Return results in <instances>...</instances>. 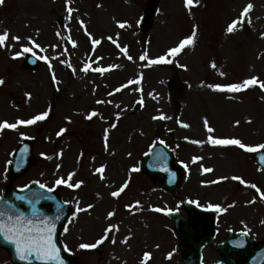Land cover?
Returning a JSON list of instances; mask_svg holds the SVG:
<instances>
[{
  "label": "rangeland",
  "instance_id": "obj_1",
  "mask_svg": "<svg viewBox=\"0 0 264 264\" xmlns=\"http://www.w3.org/2000/svg\"><path fill=\"white\" fill-rule=\"evenodd\" d=\"M247 3L254 5L252 11L244 23L227 34V25L239 18ZM70 6L75 9L71 19L65 11V0H4L0 5V33L8 30L10 35L21 37L19 43L9 39L10 49L0 48V79L4 80L0 85V121L11 123L50 110L44 121L0 132V197L8 187L21 188L36 182L54 188L64 202L72 204L67 231L64 228L61 241L78 264H140L144 252L151 253L148 264L180 263L182 256L176 251L179 240L173 235L172 220L163 212L150 211V206L178 211L187 217L182 207L190 201L209 212L212 211L207 208L209 204L219 205L226 211L215 212L216 243L224 241L228 232L245 231L256 242L262 241L264 201L255 189L231 179L208 183L237 175L256 184L264 193V170L252 159L254 152L235 146L211 147L206 142L198 146L188 140L206 141L209 135L203 127L206 118L214 129L211 133L214 137L238 138L250 146L264 143V93L258 88L238 94L214 93L200 86L201 82H239L252 75L264 81V38H261L264 0H199L191 9L184 7V0H71ZM77 18L84 22L94 39L101 40L95 50ZM117 21H126L127 26L118 28ZM194 26L195 45L185 48L172 64L147 66V61L139 60L145 52L149 59L163 54L190 35ZM109 36L127 48L133 57L131 61L107 39ZM29 37L40 46L33 49L35 55L50 58L58 85H53L52 72L42 59L39 67L30 71L25 69L24 62L28 53L12 58L22 45L30 47ZM69 37L77 47L68 43ZM54 56L58 59H51ZM60 60L71 63L72 68ZM85 63L92 68L118 67L100 75L80 71ZM212 63L216 64L215 69L210 67ZM220 72L225 75L220 76ZM138 76L142 77L140 85H129L108 95ZM137 87L142 91H135ZM25 93H30L31 99ZM141 96L143 106L137 103ZM97 100L111 103L97 104ZM91 111L99 115L85 119ZM160 112L172 119L152 120ZM176 118L190 127L181 128ZM249 120L251 123L246 122ZM112 123L117 127L111 128ZM61 128L66 131L57 137ZM106 128L109 129L107 152L103 141ZM25 139L32 141V166L11 180L9 169L13 164L17 167L14 157ZM153 144L170 154L182 171V186L175 193L163 190V180L152 178L140 169ZM57 153H62L59 159ZM193 156L203 159L193 164ZM101 164L106 165L104 180L92 174ZM184 164L188 165L187 170ZM201 165L213 171L202 174ZM133 167L139 170L130 172ZM70 171L76 173L73 182L84 181L81 188L54 186L57 177H66ZM125 180L128 187L120 197L112 198L109 192ZM37 187L38 183L34 184ZM77 200L81 208L87 204L94 207L73 219ZM250 200L255 202L248 203ZM137 201L139 209L125 208ZM108 211L115 213L110 220L106 219ZM109 224L119 230L108 234L104 247L79 248L81 243H94ZM126 236L130 237L127 243H121ZM212 252L205 248L203 255L213 259ZM169 253L171 258L167 259ZM0 264H13L2 248Z\"/></svg>",
  "mask_w": 264,
  "mask_h": 264
},
{
  "label": "snow or ice",
  "instance_id": "obj_2",
  "mask_svg": "<svg viewBox=\"0 0 264 264\" xmlns=\"http://www.w3.org/2000/svg\"><path fill=\"white\" fill-rule=\"evenodd\" d=\"M4 3V0H0V5ZM199 3V0H184V7L186 9H191L196 4ZM71 0H65V11L67 12L68 18H72V14L75 11L71 6ZM97 7H100V5H97ZM254 5L252 3H247L243 6L239 18L236 20H233L231 23H229L225 29L227 34L233 33L237 26L241 23H244L245 19L248 17V14L252 11ZM77 23L80 25L81 29L85 30V35L88 36L90 42H91V48L92 50H95L96 46L101 43V40L94 39L90 33L87 32V29L85 27V24L82 20L77 18ZM116 26L118 28H125L127 26V22H116ZM197 35V29L194 26L192 29V32L190 35L186 36L183 39H180L179 42L173 46L167 49L166 52L163 54L149 59L147 53L139 56V60L141 61H147V66H154V65H164V64H172L174 61V58L181 54V52L185 48H190L195 45V38ZM57 36H60V33H57ZM261 38H264V33L261 34ZM9 39L13 42L19 43L21 40V37L18 35H10L8 30H4L2 33H0V48L8 47L11 48V45L7 42ZM109 41H111L113 44L116 45V47L119 49V52L122 53L129 61L133 59L131 55L128 54L126 47H121L115 39H113L111 36L107 37ZM27 43L29 46H21V49L19 52H16L13 55V59L18 58L20 55L24 53H32L34 48H39L40 46L35 43V41L32 38H27ZM68 43L72 45L73 48L77 47V44L75 41L71 40V38H68ZM52 48L55 49L56 45H52ZM64 55H67V49L64 50ZM42 59L46 64H48L49 71L52 72V64L49 62L48 56H42L39 57ZM51 59H58V57H52ZM100 58H97L99 60ZM61 64L67 63L65 60L59 61ZM67 67L72 68L71 63H67ZM118 67L117 65H109L108 67H95L92 68V66L88 63H85L84 66L80 69V71L87 73L89 71H94L99 73L100 75H103L104 73L111 71ZM181 67H184L185 70H187V67L184 65H181ZM211 68L215 69L216 64L212 63L210 65ZM73 74H75V69H73ZM220 76H224L225 73L220 72ZM142 77L138 76L134 80H129L127 83L120 85L119 87L115 88L113 92H109L108 95L111 96L115 92L121 91L123 88L129 87V85H140L141 84ZM52 83L53 85H58L59 81L57 80L55 73L52 72ZM4 84V80L0 79V85ZM201 87H206L211 92L214 93H232V94H238L241 92H244L248 89L252 88H258L261 93H264V81H261L257 76L252 75L247 78L242 79L239 82H230V83H209L205 84L204 82H201ZM58 90V89H57ZM137 92H141L142 89L137 87L134 89ZM25 96L28 99H31L30 93H25ZM149 96L152 97V99H156L155 96H152V93H149ZM231 99L232 97H228ZM264 98V97H262ZM97 104H104V103H111V101H104V100H97ZM137 103L141 106L144 104L143 97L141 96L140 99L137 100ZM50 110H45L43 112L37 113L33 116H31L28 119H17L15 122H8V121H0V132L3 130H11L15 131L20 126H30L34 125L37 122L44 121L48 118ZM159 111V110H158ZM99 113L96 111L89 112L85 119L91 120L93 117L98 116ZM117 120L119 119V114L116 116ZM67 119V118H66ZM171 116L165 115L163 112H160L159 115L152 116V120H171ZM70 122V121H69ZM247 123H251V121H246ZM176 123L181 128H189L190 125L187 123L182 122L179 118H176ZM236 125L239 124V121L235 122ZM111 128H116V123H112L110 125ZM203 127L206 130L209 135L206 138V141L204 140H188L187 137H185V140H188L189 143L194 145H203L205 142L211 146V147H230L235 146L245 152L253 153L258 152L260 150H264V143L257 144L255 146H250L244 144L240 139L238 138H217L211 135V133L214 132V129L209 126L208 120L205 118L203 120ZM66 131L65 128H61L57 133V137L61 136ZM171 131V129H169ZM23 135V134H21ZM108 135H109V129H104L103 134V141H104V150L108 151ZM160 144H165L163 140H159ZM165 147L167 145L165 144ZM41 155H44L43 153ZM130 155V154H129ZM62 156V153H57V159H59ZM48 159H51V157H46ZM203 157L201 156H193L191 158V163L195 164L201 161ZM8 163H11L9 161ZM19 161H17V164L19 165ZM183 167L185 170H187L188 165L184 164ZM57 170H59L60 165L57 164L56 166ZM106 169V165L101 164L99 167H95L92 174L98 175V178L100 180H104V172ZM139 169L133 167L129 169L130 172H136ZM201 173H211L213 171V168L211 167H204L203 165L200 166ZM75 171H70L65 176H59L54 180V186H64L69 189H79L84 184L83 180H76L73 182V177L75 176ZM231 179L233 181H238L239 184L243 185L246 188L255 189V192L259 194V198L261 201H264V193L261 192V189L257 187L254 183H248L243 178L237 175H233L231 177L223 176L220 177L218 180L209 181L208 183H219L222 180H228ZM38 183L39 189L43 191H32L29 188V185H24L23 187L18 189V192L20 194H13L14 200L22 202L23 204H26L28 206V210L30 214H26L25 211L21 210V206L19 204H16L14 202H9L8 200L4 199L3 197H0V238H2L5 242L9 243L10 245L14 246L15 255L20 261H31L34 259L35 261L39 262V264H64V260L61 258V249L57 247V242L55 240V231H56V221H58L61 218V214L63 212V209L57 206V212L56 215L53 217H48L44 215L37 207L36 205L43 199H51V197L47 196V193H51L54 191V188L47 187L43 183ZM128 187V181L125 180L124 183L120 185L116 190L110 191L109 195L112 198H118L120 195L125 191V189ZM27 190V192H26ZM99 196V194H97ZM255 200H250L248 203H254ZM66 203V202H65ZM190 203H196L195 201H190ZM77 207L75 208L72 218L75 219L76 215L80 212H87L89 209H92L94 207L93 204H87L85 207L81 208L79 207V201H76ZM234 206V205H230ZM125 208L129 211H131L133 208L139 209L140 204L139 201L135 202V204L125 205ZM209 210L215 211V212H222L226 211V209H222L219 205H212L209 204L207 206ZM150 211L153 212H163L165 215L169 214L170 210L167 209H161L159 207H149ZM113 211H108L106 214V219H111L114 216ZM262 224H264V221H261ZM118 231V227L114 224H109L104 228V234L97 239L94 243H81L79 244L80 249H95L98 245H101L104 243L106 239H108V234L113 232V230ZM65 231H67V228H65ZM244 235H247V231L243 233ZM130 237L126 236L121 243H127L128 239ZM113 243H115V240H112ZM64 251H68V249L65 247ZM172 253H169L166 257L167 259L171 258ZM151 259V253L144 252L143 256L140 260V264H148V261Z\"/></svg>",
  "mask_w": 264,
  "mask_h": 264
},
{
  "label": "water",
  "instance_id": "obj_3",
  "mask_svg": "<svg viewBox=\"0 0 264 264\" xmlns=\"http://www.w3.org/2000/svg\"><path fill=\"white\" fill-rule=\"evenodd\" d=\"M27 68L36 69L39 66V62L37 59L33 57H28L26 62ZM31 143L25 142L23 145L20 146V150L18 154H26L27 161L24 169L22 172H25L32 164V155H31ZM254 159L256 162L262 165L264 168V152L256 153L254 155ZM24 163V162H23ZM22 163V165H23ZM142 169L148 175L158 178L159 180H163L162 188L174 193L176 192L181 186V174L180 170L174 166L173 158L170 154L166 151H163L160 146L156 147L152 150L144 159L142 163ZM165 179H169L167 182H164ZM34 187V186H32ZM30 189L34 191V188ZM27 192V190H26ZM13 194H20L16 190L10 189L4 199L8 200L9 202H14L21 206V210L25 211L26 214H30L28 210V206L23 204L22 202L15 201ZM47 195H52L51 199H43L41 200L36 207L42 208L43 205L49 203L53 206V210L51 212H46L40 210L44 215L48 217H53L56 215L57 206L63 209L61 214V218L56 221V231H55V240L57 242V247L61 249V258L64 260V264H75V261L72 257L68 256L64 253L63 249L60 246L59 242V235L61 228L66 223L69 213H70V206L65 205L61 202L58 194L56 193H47ZM66 206V207H65ZM25 207V208H24ZM190 213V220H183L178 217L177 214L172 215L176 224V235L182 240V244L179 247V250L182 252H188L192 250L191 244L194 243L195 250L197 251V255H200V248L206 243H212L214 238V231H213V222L214 219L210 218L212 224H208V220L204 217V214L201 212H196L191 207L188 208ZM233 237H229L227 241L222 246L223 254L221 256V260L219 264H253L257 262L259 259L264 258V242L255 246L252 242L250 245L238 247L234 246L232 243ZM0 247L5 248L9 251L11 256V261L14 264H39V262L32 259L29 261H20L16 255L14 246L10 245L9 243L5 242L2 238H0ZM191 252V251H190ZM238 253L240 258L237 261H232L231 257ZM259 256V257H258ZM258 257V258H257ZM185 264H188L185 262Z\"/></svg>",
  "mask_w": 264,
  "mask_h": 264
},
{
  "label": "flooded vegetation",
  "instance_id": "obj_4",
  "mask_svg": "<svg viewBox=\"0 0 264 264\" xmlns=\"http://www.w3.org/2000/svg\"><path fill=\"white\" fill-rule=\"evenodd\" d=\"M215 261L213 262H206L205 264H214ZM203 264H204V257H203Z\"/></svg>",
  "mask_w": 264,
  "mask_h": 264
}]
</instances>
